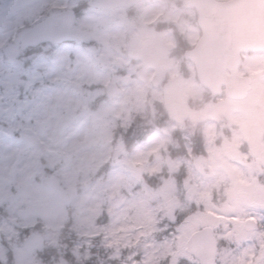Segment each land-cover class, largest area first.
<instances>
[{
  "label": "rangeland",
  "instance_id": "1",
  "mask_svg": "<svg viewBox=\"0 0 264 264\" xmlns=\"http://www.w3.org/2000/svg\"><path fill=\"white\" fill-rule=\"evenodd\" d=\"M87 2L0 0V264H198L203 226L216 264H264V54L247 105L215 99L180 48L201 34L189 0ZM63 10L80 42L20 48Z\"/></svg>",
  "mask_w": 264,
  "mask_h": 264
},
{
  "label": "water",
  "instance_id": "2",
  "mask_svg": "<svg viewBox=\"0 0 264 264\" xmlns=\"http://www.w3.org/2000/svg\"><path fill=\"white\" fill-rule=\"evenodd\" d=\"M140 1L143 0H89L88 5L99 9L130 8ZM190 3L199 11L202 35L194 49L185 52V58L194 63L199 82L213 96L222 95L225 87L227 97L244 99L251 80L239 76L237 69L242 52L264 51V0H190ZM73 18L74 12L65 10L38 22L21 36V48L80 40L70 31ZM111 89H116V85L112 84ZM66 126L67 120L63 119L60 134ZM41 185L48 192L55 190L48 177ZM247 224L255 226L252 221ZM186 251L195 255L200 264H215L216 243L212 228L204 227L194 232L187 241Z\"/></svg>",
  "mask_w": 264,
  "mask_h": 264
},
{
  "label": "flooded vegetation",
  "instance_id": "3",
  "mask_svg": "<svg viewBox=\"0 0 264 264\" xmlns=\"http://www.w3.org/2000/svg\"><path fill=\"white\" fill-rule=\"evenodd\" d=\"M263 54H264V52H256V53H244V54L242 55L241 74H242V75H249V76L252 78L253 83H254L255 75H254L253 73H248V72L244 71L243 68H244L245 64L247 63V61H248L249 59H252V58H254L255 56H259V55H263ZM253 83H252V85H251V91L249 92L248 97L245 98V99L242 101L245 105H247V102H248V99H249V97H250V94L252 93V90H253ZM251 133H252V131H250V135H251ZM258 139H261V140H260V141H261V144L264 145V130H263V132H261V134L258 136ZM251 142H252V140H251Z\"/></svg>",
  "mask_w": 264,
  "mask_h": 264
},
{
  "label": "bare ground",
  "instance_id": "4",
  "mask_svg": "<svg viewBox=\"0 0 264 264\" xmlns=\"http://www.w3.org/2000/svg\"><path fill=\"white\" fill-rule=\"evenodd\" d=\"M62 137H63V135L59 134V135H58V140L60 141V140L62 139ZM255 218H256V220H258V221H261V220H262V216H261L260 214H256V215H255Z\"/></svg>",
  "mask_w": 264,
  "mask_h": 264
},
{
  "label": "trees",
  "instance_id": "5",
  "mask_svg": "<svg viewBox=\"0 0 264 264\" xmlns=\"http://www.w3.org/2000/svg\"><path fill=\"white\" fill-rule=\"evenodd\" d=\"M65 257H67V255H66ZM68 260H69V262H70L71 264H78V263H75L76 261L73 260V259H69V258H68ZM83 264H93V263L89 260V261H86V262L83 263Z\"/></svg>",
  "mask_w": 264,
  "mask_h": 264
}]
</instances>
